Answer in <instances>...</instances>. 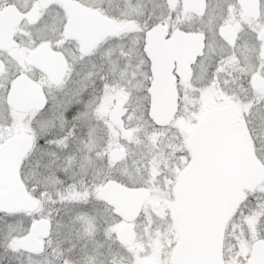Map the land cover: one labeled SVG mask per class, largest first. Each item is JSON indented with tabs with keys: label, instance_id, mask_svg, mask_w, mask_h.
Wrapping results in <instances>:
<instances>
[{
	"label": "snow or ice",
	"instance_id": "snow-or-ice-1",
	"mask_svg": "<svg viewBox=\"0 0 264 264\" xmlns=\"http://www.w3.org/2000/svg\"><path fill=\"white\" fill-rule=\"evenodd\" d=\"M0 264H264V0H0Z\"/></svg>",
	"mask_w": 264,
	"mask_h": 264
}]
</instances>
